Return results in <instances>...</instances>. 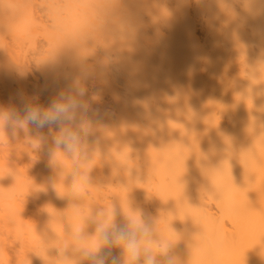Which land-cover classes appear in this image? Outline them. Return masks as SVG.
<instances>
[{
	"label": "bare ground",
	"instance_id": "obj_1",
	"mask_svg": "<svg viewBox=\"0 0 264 264\" xmlns=\"http://www.w3.org/2000/svg\"><path fill=\"white\" fill-rule=\"evenodd\" d=\"M61 93L79 154L0 133V264H81L110 208L178 264H264V0H0V105Z\"/></svg>",
	"mask_w": 264,
	"mask_h": 264
},
{
	"label": "clouds",
	"instance_id": "obj_2",
	"mask_svg": "<svg viewBox=\"0 0 264 264\" xmlns=\"http://www.w3.org/2000/svg\"><path fill=\"white\" fill-rule=\"evenodd\" d=\"M77 89L78 95L83 96L84 89L79 84ZM20 104V108L0 105V133L8 127L13 130L56 128L58 133L53 136L55 149L74 155L79 154L82 140L93 131L83 116L76 121L77 110L87 112L88 105L74 96L61 93L59 98L44 107L21 95ZM83 192V186L74 185L70 195L78 197ZM102 216L104 218L96 224L95 243H81L74 249L81 264H178L167 243L161 247L153 241L152 224L142 212L125 213L119 223L115 209H108ZM76 231L79 233L80 229ZM153 246L159 251H155ZM114 249H119V254H115Z\"/></svg>",
	"mask_w": 264,
	"mask_h": 264
}]
</instances>
